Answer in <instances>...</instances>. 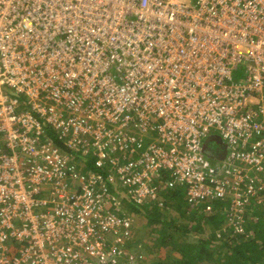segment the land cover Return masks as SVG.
<instances>
[{
    "label": "built area",
    "instance_id": "obj_1",
    "mask_svg": "<svg viewBox=\"0 0 264 264\" xmlns=\"http://www.w3.org/2000/svg\"><path fill=\"white\" fill-rule=\"evenodd\" d=\"M116 186L222 203L242 232L264 190V0H0V264L116 263Z\"/></svg>",
    "mask_w": 264,
    "mask_h": 264
},
{
    "label": "trees",
    "instance_id": "obj_2",
    "mask_svg": "<svg viewBox=\"0 0 264 264\" xmlns=\"http://www.w3.org/2000/svg\"><path fill=\"white\" fill-rule=\"evenodd\" d=\"M214 143L211 145V150L215 147ZM91 158H87L90 166L93 159L95 160L93 156ZM168 178L167 174H162V182L166 183ZM259 196L264 199V190L259 191ZM158 199L162 203L161 208L154 202H150V205L130 202L134 205L132 207L134 213L138 212V215H141L143 212L142 216L147 222L145 225L150 227L151 235L156 234V239L149 249L151 255L158 252L163 244L172 245L175 248L176 252L171 254L170 259L166 261L163 257L155 256L153 263L264 264V205L262 202L257 203L256 200L251 199L246 206L242 221L244 232L233 235V228L226 229V226L222 228L225 223L224 214L220 210L222 203H215L214 210L208 214L201 213L187 204L182 189L170 187L164 188L159 193ZM147 205L151 209L144 215ZM175 213H179V216L172 215ZM175 237L178 239L174 240ZM130 245L125 244L126 252H129ZM117 263H120L119 258Z\"/></svg>",
    "mask_w": 264,
    "mask_h": 264
},
{
    "label": "rangeland",
    "instance_id": "obj_3",
    "mask_svg": "<svg viewBox=\"0 0 264 264\" xmlns=\"http://www.w3.org/2000/svg\"><path fill=\"white\" fill-rule=\"evenodd\" d=\"M4 90L7 91V87L4 86L3 87ZM79 159H77L75 161V163H78ZM112 194L117 195L116 196V201L119 202V206H113V210L114 212H116V214L118 216L124 217V218H130L131 221H133L132 226L130 228V236L128 239L124 238L121 239L122 243H124L126 240V246L130 245V250L129 252H123V247L121 248V245H119V250L122 249V253L119 257L120 263L117 264H121V262H123V264H155L152 262V260L154 259L155 256L157 257H163L164 260L167 261V259H170L171 254L175 253L176 251L174 250L175 248L168 245H161V247L159 248V253L156 251L154 252V254L151 255L150 253V248L153 245V242L155 241V235L153 232V235H151V229L150 227H148L147 225H145V223H147L142 214L138 215V212H133L132 211V207H134V205L132 203H130L131 201L125 197V190L121 189L120 187L116 186L112 189ZM261 202L262 205H264V199L261 198ZM146 204H151L150 202H144ZM147 205L146 209L144 210V215L148 214L150 212L151 207ZM143 206V205H141ZM173 216H179V213H175L172 214ZM181 219H183L182 217H180ZM190 222V221H189ZM225 222V221H224ZM231 224H229L227 221L224 223V226H222V228L229 229L231 228V226H229ZM241 228H239L240 231L244 232L243 229V223H241L240 225ZM235 233H241V232H236V230H233V235ZM177 237L174 238V240ZM126 239V240H125ZM112 238L109 237V241H111ZM172 243V242H170ZM156 248V247H155ZM157 250V249H156ZM153 251H155V249H153ZM127 255V256H126ZM151 261V262H150Z\"/></svg>",
    "mask_w": 264,
    "mask_h": 264
},
{
    "label": "water",
    "instance_id": "obj_4",
    "mask_svg": "<svg viewBox=\"0 0 264 264\" xmlns=\"http://www.w3.org/2000/svg\"><path fill=\"white\" fill-rule=\"evenodd\" d=\"M205 152L207 155L211 156L210 151L206 150Z\"/></svg>",
    "mask_w": 264,
    "mask_h": 264
},
{
    "label": "crops",
    "instance_id": "obj_5",
    "mask_svg": "<svg viewBox=\"0 0 264 264\" xmlns=\"http://www.w3.org/2000/svg\"><path fill=\"white\" fill-rule=\"evenodd\" d=\"M212 144L209 145V147L211 146ZM215 146V145H214ZM216 150V146L214 147V151Z\"/></svg>",
    "mask_w": 264,
    "mask_h": 264
},
{
    "label": "clouds",
    "instance_id": "obj_6",
    "mask_svg": "<svg viewBox=\"0 0 264 264\" xmlns=\"http://www.w3.org/2000/svg\"><path fill=\"white\" fill-rule=\"evenodd\" d=\"M77 158V157H76ZM85 173V171H83Z\"/></svg>",
    "mask_w": 264,
    "mask_h": 264
}]
</instances>
